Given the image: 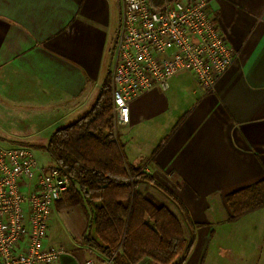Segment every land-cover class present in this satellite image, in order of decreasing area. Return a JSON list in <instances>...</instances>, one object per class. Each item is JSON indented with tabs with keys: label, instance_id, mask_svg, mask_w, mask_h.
<instances>
[{
	"label": "crops",
	"instance_id": "crops-1",
	"mask_svg": "<svg viewBox=\"0 0 264 264\" xmlns=\"http://www.w3.org/2000/svg\"><path fill=\"white\" fill-rule=\"evenodd\" d=\"M208 2L237 53L232 65L210 92L184 73L166 92L142 95L117 138L127 164L152 178L141 194L172 207L171 194L195 225L183 264H264V208L228 222L225 204L264 180V0ZM119 15L120 0H0L1 144L34 147L41 135L46 144L92 109L110 75ZM82 237L56 264H104Z\"/></svg>",
	"mask_w": 264,
	"mask_h": 264
},
{
	"label": "built area",
	"instance_id": "built-area-1",
	"mask_svg": "<svg viewBox=\"0 0 264 264\" xmlns=\"http://www.w3.org/2000/svg\"><path fill=\"white\" fill-rule=\"evenodd\" d=\"M236 57L207 0H120L109 75L115 132L142 95L166 92L184 73L210 92ZM69 188L31 148L0 143V264L60 261L65 248L45 242L52 209Z\"/></svg>",
	"mask_w": 264,
	"mask_h": 264
},
{
	"label": "trees",
	"instance_id": "trees-1",
	"mask_svg": "<svg viewBox=\"0 0 264 264\" xmlns=\"http://www.w3.org/2000/svg\"><path fill=\"white\" fill-rule=\"evenodd\" d=\"M108 79L92 109L55 130L43 146L48 166L70 180V188L56 208L82 206L88 229L81 243L98 253L104 264H139L144 259L155 264H183L193 244L195 225L184 205L171 194L166 196L176 212L155 204L138 190L141 182H152V178L124 159L114 130ZM225 204L228 222L263 209L264 180L227 195ZM185 229L190 232L189 240Z\"/></svg>",
	"mask_w": 264,
	"mask_h": 264
},
{
	"label": "rangeland",
	"instance_id": "rangeland-1",
	"mask_svg": "<svg viewBox=\"0 0 264 264\" xmlns=\"http://www.w3.org/2000/svg\"><path fill=\"white\" fill-rule=\"evenodd\" d=\"M118 131L117 129V133ZM41 137L33 140L35 145L31 149L34 151L38 162L42 166H48L50 161L43 149L46 139L42 135ZM244 223L242 222V224ZM87 229V216L82 206H71L61 209L54 208L50 215L49 229L45 243L54 246H63L65 249L67 247L76 248L79 245V237H82Z\"/></svg>",
	"mask_w": 264,
	"mask_h": 264
}]
</instances>
